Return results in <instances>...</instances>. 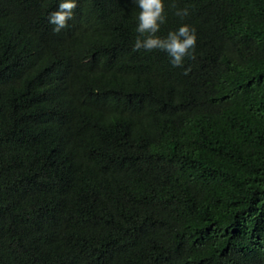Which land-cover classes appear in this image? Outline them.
I'll return each mask as SVG.
<instances>
[{
	"label": "trees",
	"instance_id": "1",
	"mask_svg": "<svg viewBox=\"0 0 264 264\" xmlns=\"http://www.w3.org/2000/svg\"><path fill=\"white\" fill-rule=\"evenodd\" d=\"M60 2L0 0V264H264V0H163L182 67Z\"/></svg>",
	"mask_w": 264,
	"mask_h": 264
},
{
	"label": "clouds",
	"instance_id": "2",
	"mask_svg": "<svg viewBox=\"0 0 264 264\" xmlns=\"http://www.w3.org/2000/svg\"><path fill=\"white\" fill-rule=\"evenodd\" d=\"M140 11L137 17V36L133 50L164 51L171 58L173 67H182L185 57L195 59L196 29L189 24H182L178 29L171 30L166 36L158 33L166 23L165 6L163 0H134ZM75 0H61L58 8L51 12L48 22L53 25V31L59 33L67 27V22L73 18L76 8ZM175 7V4L172 5ZM175 15L184 19L189 15L188 8L177 9ZM190 68L185 69L187 75Z\"/></svg>",
	"mask_w": 264,
	"mask_h": 264
}]
</instances>
